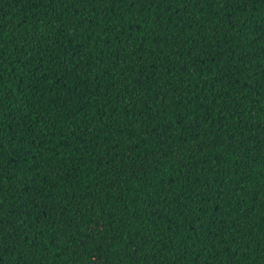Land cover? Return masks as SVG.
<instances>
[{
    "label": "trees",
    "instance_id": "obj_1",
    "mask_svg": "<svg viewBox=\"0 0 264 264\" xmlns=\"http://www.w3.org/2000/svg\"><path fill=\"white\" fill-rule=\"evenodd\" d=\"M0 264H264V0H0Z\"/></svg>",
    "mask_w": 264,
    "mask_h": 264
}]
</instances>
